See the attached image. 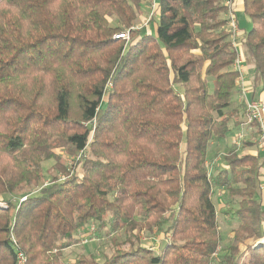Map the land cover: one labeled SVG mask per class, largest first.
<instances>
[{
	"label": "trees",
	"instance_id": "trees-1",
	"mask_svg": "<svg viewBox=\"0 0 264 264\" xmlns=\"http://www.w3.org/2000/svg\"><path fill=\"white\" fill-rule=\"evenodd\" d=\"M242 2L238 51L225 0H156L154 34L151 0H0V264H65L92 226L124 239L74 264H264V155L220 150L239 54L264 96V0Z\"/></svg>",
	"mask_w": 264,
	"mask_h": 264
},
{
	"label": "rangeland",
	"instance_id": "rangeland-1",
	"mask_svg": "<svg viewBox=\"0 0 264 264\" xmlns=\"http://www.w3.org/2000/svg\"><path fill=\"white\" fill-rule=\"evenodd\" d=\"M237 15H236L237 16L236 18H237L238 21L240 20L242 23L244 22V19L246 21L247 17L245 16L244 13L238 12ZM145 21L146 20L141 21L136 26H138L139 28L143 27ZM149 25H150L151 33L154 34L153 27L155 26V22H153L152 24H149ZM253 27H254V25L251 26V28H253ZM234 101H235V105H234L235 108L239 110L237 112V116L241 120L245 121V117H244L245 115H243V113L245 112L244 108L240 104L237 103L236 97L234 98ZM231 127H232V123H231ZM235 127L236 128H235L234 135H233V132H232V136L228 139V141L227 142L225 141L224 143L220 144V148H221L220 150L223 153L227 150V147L230 146L231 144L236 145L235 143H236L237 137L239 135H242L244 137V139L241 140V142H240V146H238L239 149L244 146V141H247V139L250 137V136H248L247 127H246L245 123L243 125H238V127L235 125ZM255 140H257V139H255ZM244 152H246V151L244 150ZM211 156H213V161H209L208 162V165L211 168L215 167V165L218 164V163H222V160L219 157H215L214 153ZM65 163H66L67 166L72 168L70 163H69V161L67 160V158H65ZM53 164H54V162L46 163L45 167L50 168V167L53 166ZM219 196H223L221 191H218V194H217V196L215 198V204L217 205V209L219 211V219L218 220H219L221 233H222V235L226 236V235H229V233L231 232V227L227 223V217L225 215H222V213H220L222 204H220V200L217 199V198H219ZM94 228H95L94 226H92V228H90V230H92L91 231L92 233H89V235H91L90 239L88 238V234L82 233V234L79 235L80 239H82L81 243L80 244H76V245L68 248L65 251V254H64V262H65V264H74V262H75L77 257H79L81 255L84 256V255H89V254H92V255L96 256V258L101 262L103 260V254L111 253L112 243L113 244H115L116 242H120L121 243L123 241V239H124L122 233L117 234L115 236L116 237L115 239L113 237H107V236L104 237L102 235H99L98 232H96V230ZM164 239L165 238H164L163 235H159V236L152 237L150 239L147 238V237H144L143 241H144V243L147 246L151 247V249H153L155 252H157L163 246V243L165 241ZM262 239L254 241V242H252V244L257 243V242H259Z\"/></svg>",
	"mask_w": 264,
	"mask_h": 264
},
{
	"label": "built area",
	"instance_id": "built-area-1",
	"mask_svg": "<svg viewBox=\"0 0 264 264\" xmlns=\"http://www.w3.org/2000/svg\"><path fill=\"white\" fill-rule=\"evenodd\" d=\"M225 5L228 7V13L225 16L226 20H227V25L228 28L231 32V39L233 42V46L240 51V40H241V33L239 30V26L236 20V17L233 13V0H225ZM151 12L148 16V18L146 19L144 26L143 27H136L135 29L137 31H140L141 29L146 28L150 22L152 17L155 16V10H156V0H151ZM117 39H124L126 41H129L130 38V31H126L125 33H121L116 35ZM243 66H244V61H243V57L241 54H239L234 63H233V70L238 72L239 74V79H238V83H239V87H240V99L241 102L244 106V110H245V119H246V124L250 127H256L257 129V134H258V147L261 150V152L264 153V102L263 101H259V100H250L248 97V92L249 90L247 89V86L244 85L245 82V77H244V71H243ZM244 137L242 135H239L237 137V141H236V146H240V142L241 140H243ZM81 157L79 155L77 160H81ZM261 178H262V190L264 191V162L262 164V168H261ZM68 178L65 177H60L61 181H66ZM22 200H26V198H23ZM4 205V204H3ZM264 239V238H263ZM260 240L257 243H261L264 246V241ZM257 243H254L253 245L256 246ZM25 263V258L24 255L22 253H18V264H24Z\"/></svg>",
	"mask_w": 264,
	"mask_h": 264
},
{
	"label": "crops",
	"instance_id": "crops-1",
	"mask_svg": "<svg viewBox=\"0 0 264 264\" xmlns=\"http://www.w3.org/2000/svg\"><path fill=\"white\" fill-rule=\"evenodd\" d=\"M243 10L244 9H243V2H242V0H233V13H234L235 17L238 16L237 15L238 12L244 13ZM150 12H151V7L149 6L148 8H146V14H145V16H143L142 19L143 20H146L148 18V16H149ZM236 20H237V18H236ZM237 23H238L239 30H240V33L241 34L243 32H248L249 30L252 29L251 26L253 24L249 20L248 17L246 18V21L244 19V22L243 23L240 20L239 21L237 20ZM155 29H156V25L153 27L154 33H155ZM144 31L145 32H148V33H151L150 25L147 26L146 28H144ZM151 34H153V33H151ZM252 69H253L252 66H247L244 63V66H243L244 77H245L244 85L247 86V89L249 90L248 97H249L250 100H256V101L259 100V101H263L264 102V96L259 91H257V89L253 88V84H252L253 71H252ZM236 101H237L238 104H240L244 108V106H243V104L241 102V99H240V93H238V95L236 96ZM243 115H244V113H243ZM238 120L241 121V122L244 121V120H241L239 117H238ZM245 121H246V119H245ZM245 121H244V123H245V125L247 127V133H248V136H250V137L247 139V141H244V145H247V143L253 144L252 147H249V148H246L245 149L246 153L247 154H252V155H257L258 153H260L261 155H264V153L261 152V150L259 149L258 144H257L258 134H257L256 127H254V126L253 127L248 126ZM231 123H232V127H231L232 131H231V135L229 136V138L232 136V132H233V135L235 133V128H236L235 125L238 127V125L236 124V120H233ZM228 139H226L225 141L227 142ZM255 139H257V140H255Z\"/></svg>",
	"mask_w": 264,
	"mask_h": 264
},
{
	"label": "water",
	"instance_id": "water-1",
	"mask_svg": "<svg viewBox=\"0 0 264 264\" xmlns=\"http://www.w3.org/2000/svg\"><path fill=\"white\" fill-rule=\"evenodd\" d=\"M257 246L263 247V244H261V243H258V244H257Z\"/></svg>",
	"mask_w": 264,
	"mask_h": 264
},
{
	"label": "bare ground",
	"instance_id": "bare-ground-1",
	"mask_svg": "<svg viewBox=\"0 0 264 264\" xmlns=\"http://www.w3.org/2000/svg\"><path fill=\"white\" fill-rule=\"evenodd\" d=\"M263 241H264V239H263Z\"/></svg>",
	"mask_w": 264,
	"mask_h": 264
}]
</instances>
